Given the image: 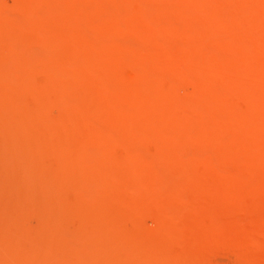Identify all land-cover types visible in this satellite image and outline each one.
<instances>
[{
	"label": "rangeland",
	"instance_id": "1",
	"mask_svg": "<svg viewBox=\"0 0 264 264\" xmlns=\"http://www.w3.org/2000/svg\"><path fill=\"white\" fill-rule=\"evenodd\" d=\"M0 264H264V0H0Z\"/></svg>",
	"mask_w": 264,
	"mask_h": 264
}]
</instances>
